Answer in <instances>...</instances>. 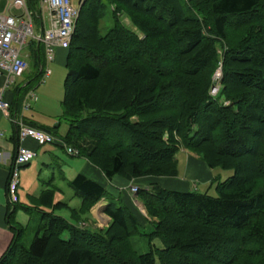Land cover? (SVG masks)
<instances>
[{"label":"trees","instance_id":"16d2710c","mask_svg":"<svg viewBox=\"0 0 264 264\" xmlns=\"http://www.w3.org/2000/svg\"><path fill=\"white\" fill-rule=\"evenodd\" d=\"M27 1L40 23L39 1ZM108 9L113 25L101 35ZM30 43L36 73L24 97L45 65L44 46ZM65 68L62 141L108 180L178 177L182 149L234 173L214 179L216 196L140 187L146 224L119 199L104 210V230L79 226L110 196L79 174L69 183L82 201L75 221L56 214L67 205L54 203V190L43 191L25 208L42 213L32 243L12 228L0 264H264V0H82ZM135 237L147 238L148 252Z\"/></svg>","mask_w":264,"mask_h":264},{"label":"crops","instance_id":"0c3cea01","mask_svg":"<svg viewBox=\"0 0 264 264\" xmlns=\"http://www.w3.org/2000/svg\"><path fill=\"white\" fill-rule=\"evenodd\" d=\"M38 1L42 11V19L40 23L34 22V27L38 31L37 34H35L42 35L51 28L49 21L50 15L48 10L42 5V0ZM13 14L19 15L20 13ZM45 15L48 16V25L45 24ZM36 48H38V46ZM27 49L28 50L24 56L27 61L29 59V70L25 73V75L18 79L13 86L7 89L4 88V77H0V96L2 95L3 100L9 102L11 106L10 116L8 117L0 111V258L6 253L14 240V234L16 231L12 228H25L26 226L23 224L27 225L30 223L32 221V215L36 212H40L37 210L32 214H25L30 217L26 218L22 215L23 213L20 212L22 208L19 206L20 209H17L12 216V219L11 212L15 209V205L21 204L27 208L34 207V198L40 197L43 191L54 190V203L62 202L67 205V207L56 211V214L68 219L69 221H74L75 218L71 216V210L80 209L82 201L75 195L74 191L73 194L68 193L67 196L63 195L60 187L56 183V174L61 176L60 180H62L69 189H71L69 183L77 177L76 175L83 174L92 181L102 185L110 194L109 197L102 199L91 209L86 220L80 222L84 223L85 226L92 230H102L108 227L111 219L105 214L104 210L110 201L119 199L122 200V202L137 216L141 223H143L142 219H146V211L144 204L138 198V195L132 193L131 188L133 186H138L140 188L157 184L172 191L188 192L197 190L202 193H210L214 189V179L216 177L222 178V174H218V171L220 170L210 169L206 163L201 160L200 156L187 149H182L178 155V177H145L133 181H127L121 177H115L112 180H108L103 172L90 163V161L85 157L68 154L65 143L62 141V137L68 133L69 123L61 121V117H59V115H50L47 111H38L39 106L41 105H39L40 98L32 104L31 109L25 110L23 108L27 96L24 97L21 96V94L23 95V90L25 91V88L29 85L32 79H34L36 73V69L32 62L34 53L32 45H29ZM67 56L68 50L58 49L56 51L55 61L53 63H48L45 55L44 68H50V65H54L58 68L66 67ZM43 85H46V82ZM52 87V84L44 86L42 95L48 96L49 93V98L51 99ZM15 119H23L27 125H37L43 129L58 127V135H53L55 138V143L53 145H50L51 143H49L45 146H39L34 140H27L25 142L24 145L26 147L38 152V158L31 164L21 169L18 202L14 205L9 200L8 181L12 170V163L14 162L18 147L20 146L18 128L14 123ZM63 122H65L68 127L65 133H61V126ZM59 150H64L69 159H66V161L63 160L60 156ZM71 176L76 177L71 180ZM43 210L50 211L48 209Z\"/></svg>","mask_w":264,"mask_h":264},{"label":"built area","instance_id":"2783aa9c","mask_svg":"<svg viewBox=\"0 0 264 264\" xmlns=\"http://www.w3.org/2000/svg\"><path fill=\"white\" fill-rule=\"evenodd\" d=\"M7 5L0 14V77H4V88H10L16 81L22 78L29 69V63L22 52L29 46L31 40L42 44L45 48L46 60L53 63L58 49L68 50L76 31L77 21L80 15L82 0H42V5L50 15V29L42 35L35 34L33 13L29 9L27 0H6ZM21 11L19 15L13 14V10ZM52 75V70L46 67L43 70L41 84H44ZM218 73L217 78L220 79ZM219 92L217 86L212 90V95ZM38 100L34 91L27 94L23 108L29 110ZM11 106L9 102L0 96V111L5 116H10ZM18 128L20 146L18 147L12 170L8 181V196L11 203L18 202V189L20 186V171L23 167L38 158V152L29 149L24 144L27 140H34L39 146L54 143V136L37 128L27 125L23 119L14 120ZM68 154L79 156V152L65 144ZM133 194H138L139 187L131 188Z\"/></svg>","mask_w":264,"mask_h":264},{"label":"rangeland","instance_id":"374dc122","mask_svg":"<svg viewBox=\"0 0 264 264\" xmlns=\"http://www.w3.org/2000/svg\"><path fill=\"white\" fill-rule=\"evenodd\" d=\"M6 5H7V1L6 0H0V14L5 11ZM13 13L17 14V13H21V11L18 10V9H15L13 11ZM33 18H35V17L33 16ZM44 20H45V24L48 25V16L45 15ZM34 22H36V21H34ZM112 25H113L112 12H111L110 9H108L104 19L101 21L100 34L101 35H105L108 32V30L112 27ZM37 32H38L37 29H35V33L36 34H37ZM33 41L36 44L38 43L35 40H33ZM29 45H32L33 50L36 49V46H33V44L30 43ZM27 48L22 52L23 55L28 50ZM28 61H29V59H28ZM50 69L52 70V75H51L49 80L47 79L46 85L42 84L35 90V93L37 94L38 98H40L39 105L41 104L40 106L38 105L39 106L38 111H40V112H46L47 111L50 115H59V117H61L62 114H63L61 100L63 99V96H64V94H63V92H64V81H65V78H66V75H67V71H66L65 67L58 68V67H56L54 65H50ZM218 73H220L221 76H222V68L221 67L214 74V80L217 81V82L219 81V79L217 78ZM51 84L53 85V87H52V97L50 99L49 98V93H48V96H43L42 95V91L44 90V86H48V85H51ZM216 86H217V88L219 90L220 89L219 83H216ZM55 113H57V114H55ZM61 127H62L61 133H65V131H67V129H68L67 124L65 122L62 123ZM54 143H51L50 145H53ZM51 147H54V146H51ZM59 152H60V156L63 158V160L66 161V159H69L67 153L64 150H62V151L59 150ZM79 156H80V153H79ZM219 170L220 171H218L219 172L218 174H222V179H223L222 181H225L227 178L231 177L233 175V173H234V171H231V170H223V169H219ZM56 175H57V178H56L57 182L56 183L60 187L63 195L67 196L68 193L69 194H73V190L69 189L66 186V184L62 180H60L61 176L58 175V174H56ZM76 176H71L70 179L72 180ZM210 194L212 196H216L215 188L210 192ZM21 208L22 209H21L20 212L23 213L22 215L25 216L26 218H30L29 215L28 216L25 215V214H28L27 211L25 210V208H27V207L24 206V205H21ZM145 211H146V213H145L146 218L148 219L147 210L145 209ZM63 213H64V211H63ZM41 214H42L41 212H36L35 214L32 215L33 217H32V221L30 223H28L27 225L23 224V225L26 226L25 227V231L23 232V235H22V239H21L23 243H25L27 245H30L32 243V240L34 239V237H35V235L37 233V230H38V224H39L40 219H41ZM71 216H72V214H71ZM142 222H143L144 225L146 224L145 219L144 220L142 219ZM79 226H81L82 228H88L87 226H85L84 223H80ZM106 228H104V229H106ZM104 229H102V230H104ZM145 230L149 231L150 229H145ZM62 237L64 239H69V234L68 233H64V235ZM133 240H134V243H135L136 250H138L139 253H146V252L149 251V244H148L147 238H145V237H135ZM155 244L157 246H159V247L161 246V243L159 241H155Z\"/></svg>","mask_w":264,"mask_h":264},{"label":"water","instance_id":"95a60500","mask_svg":"<svg viewBox=\"0 0 264 264\" xmlns=\"http://www.w3.org/2000/svg\"><path fill=\"white\" fill-rule=\"evenodd\" d=\"M81 9V8H80Z\"/></svg>","mask_w":264,"mask_h":264}]
</instances>
